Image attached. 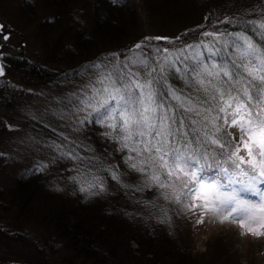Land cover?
Listing matches in <instances>:
<instances>
[{"label": "rangeland", "instance_id": "rangeland-1", "mask_svg": "<svg viewBox=\"0 0 264 264\" xmlns=\"http://www.w3.org/2000/svg\"><path fill=\"white\" fill-rule=\"evenodd\" d=\"M229 1L225 6L224 0H208L207 5L204 0H0V22L4 32L10 33L7 41L0 35V264H109L111 257L117 264H156L158 259L160 264H264V235H251L240 227L239 220L221 221L210 213L197 223L202 218L201 210L184 207L190 199L182 198L178 203L165 198L171 196L173 188L179 190L180 182L167 176L149 154L133 159L134 145L141 143L139 136L133 135L125 142L122 130L102 124L89 115L91 109L79 110L84 108L81 101L86 93L90 94L86 86L96 71L90 67L92 60L115 63L135 53L156 67L165 55L175 58L177 49L188 57L199 53L200 61L205 63L211 57L209 49H220L223 54L226 40L221 30L253 21L234 22L230 18L243 20L241 15L248 14L250 0ZM79 28L84 36L77 38ZM152 37L167 39H146ZM138 43L142 47L134 49ZM13 59L49 70L51 75L47 73L42 79L30 73L19 75L13 70ZM191 63L196 60L190 59ZM178 66L185 67L183 60ZM166 75L184 74L169 70ZM179 83L166 80L161 86L168 91L170 86L182 87ZM168 98L179 107L178 101ZM252 111L264 117L263 105ZM230 130L238 142V129ZM124 143L127 147H122ZM106 149L113 159H120V170L106 165ZM73 151L74 156L62 155ZM79 157L89 160L84 158L85 164L77 162ZM102 165H106L105 172L98 171ZM242 167L251 173L247 165ZM74 168V177H81L79 183L69 178ZM29 172L35 178L21 179L20 190L31 183L32 191L16 195L19 178ZM154 174L160 176L159 183L152 181ZM93 178L99 183L88 188ZM235 179L241 182L233 185L237 189L249 181L243 175ZM159 184L172 187L162 188ZM129 187L136 189L126 191ZM246 194L242 195L251 203H264L261 192H257V199ZM84 199L91 205L86 207ZM160 203L159 215L146 217L156 208L149 206ZM51 207L59 209L58 213L67 212L70 223L73 216L85 224L105 221L109 228L103 234L106 246L100 251L84 236L85 240L75 246L82 238L75 234L76 241L62 237ZM109 210L124 216L108 215ZM255 214L257 218L262 215L258 211ZM167 219L166 224L155 223ZM170 229L175 231L174 240L168 237ZM130 232L139 241L122 238Z\"/></svg>", "mask_w": 264, "mask_h": 264}, {"label": "snow or ice", "instance_id": "snow-or-ice-1", "mask_svg": "<svg viewBox=\"0 0 264 264\" xmlns=\"http://www.w3.org/2000/svg\"><path fill=\"white\" fill-rule=\"evenodd\" d=\"M260 27L264 28V23H261ZM4 29L5 26L0 25V34L3 40L7 41L9 36ZM204 35H213V33H204ZM229 35L235 37L231 41L234 47L242 49L249 57L260 60L259 75L256 74L255 66L246 68V71L253 81L259 80L264 84V51L258 49L251 37L242 32ZM141 47L139 43L134 45V49ZM163 51L168 53V49ZM258 52H260L259 57H257ZM209 55L220 57L222 52L220 49L216 51L209 49ZM199 57V53L195 57L185 56L182 49H177L175 58H172L171 54L165 55L157 62L156 67L150 66L148 58L137 56L135 53L123 60H116L115 63L111 61L103 64L94 63L90 67L96 71L89 78L90 82L86 86L90 94L86 93V98L81 101L84 108L79 110L91 109L89 115H94L102 124L122 130L126 133L121 137L125 142L133 135L139 136L143 151L148 153L154 162H158L160 169L166 170L167 176L174 177L180 182L179 190L173 188L171 196L166 195L165 198L174 199L178 203H182V198L190 199L191 203L184 204V207L201 210L202 218L197 223H202L204 214L210 213L221 221L239 220L240 227L249 234L262 236L264 235V203H251L242 194L255 192L264 194V117L259 111H252L253 96L259 97L264 89H261L260 85H255L253 92L245 87L233 97L232 93L237 91L235 88H216L217 95L212 96L211 99L216 100L217 96L219 97L223 106L218 107L217 111L226 113V116L223 125L213 124L212 134L209 135L208 131L204 130L202 137V130L193 127L199 121L185 122L189 113L200 115L191 97L178 95V90L170 87L164 95H169L178 101L179 108L182 109L180 114H176L175 109H171L172 115H169V106L159 99L157 86L166 81V73L169 70L183 72L185 75L191 72L199 78L200 65L203 63ZM190 59H195L196 63L188 64ZM181 60L185 64L184 68L178 66ZM216 67L217 65L213 63L212 68ZM203 71L209 76L213 75L208 71L207 65L204 66ZM0 75H3L2 68ZM215 75L234 78L233 72L229 71L228 65L224 63H221L219 72ZM198 83L203 84L204 81L198 79ZM204 122V128L207 129L211 122L207 117L204 118ZM226 127L238 129L241 136L237 143L226 139L232 135L226 131ZM198 138L199 145H197ZM233 140H235L234 136ZM203 144L215 145L219 151L208 152ZM122 147H127V144L124 143ZM242 148L246 153L244 155H241ZM225 152H227L226 156ZM74 154V151L62 153L68 156ZM244 165L251 169V173L242 167ZM132 167L136 168V165L133 164ZM239 175L249 177V181L237 189L233 185L241 183L235 179ZM151 179L159 183L160 176L154 174ZM96 183L99 181L93 178V182L88 183L87 187L92 188ZM258 184L262 187L258 188ZM159 186L172 187L170 184H159ZM81 190L87 189L81 188ZM257 211L262 214L259 218L255 214ZM222 213L226 215H221Z\"/></svg>", "mask_w": 264, "mask_h": 264}, {"label": "trees", "instance_id": "trees-1", "mask_svg": "<svg viewBox=\"0 0 264 264\" xmlns=\"http://www.w3.org/2000/svg\"><path fill=\"white\" fill-rule=\"evenodd\" d=\"M99 1L101 2V0H99ZM103 2H106V0H102V3ZM204 2L206 3L204 5H207L208 0H204ZM250 2H251V4H250L251 7L249 9L250 12L248 11L247 15L244 14L245 16L241 15V16H243V20L241 17H236V16H232L230 18L233 19L234 22H241V21L245 22L246 20L248 21L250 19L251 21L253 20L252 23L248 24V25H241V26L236 24L234 26V29L231 28L230 30H226L227 29L226 28L224 30H221V31H224L223 35H224V38H225L226 44H227V46H225L226 44L224 46H222V48L224 49L225 52L220 57H209L207 63H205L206 60L203 61V63L200 65L201 74H200L199 78H197L195 76V74L191 73V72H189L187 75H185L183 73L184 75H182V76H170V75L167 76L166 80L169 82H180L179 84H181L182 87L170 86L171 88L178 90L177 94H180L183 97H191L193 104L197 105L198 110L200 112V115L197 116L195 113H189L188 119L185 122L188 123L189 120L199 121V123L193 125V127L199 128L202 130L201 131V137L203 135L204 130L208 131L209 135L212 134V132L214 131L213 126H212L213 124L219 126V125H223V123H224V118L226 116V115H224L225 113H219L217 111L218 107L223 106L219 101V97L217 96L216 100L211 99L212 96L217 95L216 94V88H221V87L223 89L235 88L237 91L232 93L233 97H235L237 95V93L240 92L245 87H248L249 90L253 91V92L255 91V85H260L261 89H264V84H261L259 80L253 81L252 78L248 75V72L246 71V68L255 66L256 74L259 75L260 74L259 73L260 60L258 58L249 57L246 53L243 52L242 49H237L236 47H234L232 45L231 41L235 37L232 35H229V34L242 32V33L246 34L247 36L251 37L253 42L257 45L258 49H260L261 51H264V28L260 27L261 23H264V0H250ZM229 3H230L229 0H224L222 5L225 4V6H227ZM212 4H213V2H211L210 5H212ZM229 7H231V6H229ZM211 8H213V7H209L207 9L211 10ZM107 9H109L110 11L114 10L112 6L111 7L108 6ZM224 12H226V11H224ZM221 16L222 15H220V18H221ZM214 28L218 29L219 27L214 25ZM79 29L80 30H78V32L75 34V36H77V38L79 36H84L81 28H79ZM148 50L149 49L146 50L147 54L149 53ZM100 55H103V53H101ZM106 56H108V58H109V53L106 54ZM259 56H260V52L257 53V57H259ZM254 59H255V65H253ZM233 62H234V64H233ZM12 63H13V67H14L13 70L19 75H21V74L25 75V74L30 73L33 77H35L37 79H42V78L46 77L47 73H48V75H51L49 70L45 72L42 69H39L37 66H32V65L26 63V61H22V59H20V60L13 59ZM213 63H215L217 65L216 68H212ZM221 63L228 65L229 71L233 72L234 78L223 77L222 75H215V73L219 72V68H220ZM191 64H193V63H191ZM205 65H207L208 71L213 73L212 76L207 75V72L203 71ZM198 79L203 80L204 83L203 84L198 83ZM161 85H162V83L157 86V90L160 94L159 98L163 101L164 104L169 106V108H170L169 115L173 114L171 109H175L176 114H180L182 112V109H180L174 102L170 101V98H168V95H164V93L167 92V88H164ZM21 86H23V85H21ZM4 91L9 93V90H7L6 88L4 89ZM262 97H264V91H261V94L259 97L255 96V95L253 96V101H252L253 107H252V109L256 108L257 106H260V104L264 106V100L262 99ZM185 104H187L186 101H185ZM205 117H207L208 120L211 122V123H209L207 129L204 128V123H205L204 118ZM173 127H175V126H173ZM182 131H184V130H182ZM226 131L232 134L231 136H228L226 139L231 141L232 143H237L236 138H235V140H233L234 133L230 130V128L226 127ZM199 144H200V139L198 138L197 139V145H199ZM203 147L206 148L208 150V152H212L213 150L219 151L218 147L215 145L203 144ZM104 149H105V147H104ZM106 152H107V149H106ZM106 155H107L105 158L106 165H109L112 170L113 169L115 171L120 170V166H119L120 159L119 160L113 159L111 157L112 156L111 152H110V154L107 152ZM133 155H134L133 159L137 160V159H139V157L143 158L144 156L148 155V153L143 151V145L140 143V144L134 145ZM226 155H227V152H225V156ZM84 158L79 157L77 162L82 161ZM0 159H2V158H0ZM85 159L87 161L89 160V158H85ZM92 159L94 160V158H92ZM82 163H84V162L82 161ZM106 165H102L103 169L101 170V168H98V171H104L105 172ZM32 167H34V166H32ZM84 167H86V165ZM31 171L33 173H35V171H33L32 169H31ZM75 174H76V170L74 168L73 169V175H69V178L71 179V181L73 183L81 182V177H74ZM22 175H23V177L19 178V180L17 182V185L19 186V188H18V190H16V195L18 194V196L26 195L32 191V188H30L31 183H29V182H28L29 184H27L24 189L22 188V190H20V188L23 187L22 186L23 183L21 184V179L22 180L26 179L28 181H31V179L35 178V177L31 178V176H30V175H32L31 172L28 173V176H26L25 174H22ZM104 178L109 179L107 176H104ZM135 189H132L131 187H129V189H127L126 191L132 192ZM81 193H83V192H81ZM155 193H159V191L156 190ZM126 196L128 199L133 201V198L131 196H129V195H126ZM86 198L90 199L87 196H86ZM85 201H86L85 202L86 207L91 205V204L89 205L87 203V200H85ZM79 204L81 205L82 202H80ZM118 206L120 207V205H118ZM160 206H161V203L157 204V206H151L150 205L149 207H151V208L156 207V208H155V210H153V212L148 211L149 215L146 214V217L150 216V218H152L155 215H159V213L161 211L159 209ZM58 211H59V209H53V207H51L52 214L55 215L56 216L55 219L58 220V221L55 220V224L57 226V229H59V231L61 232L62 237H65L66 239L72 238L74 241H76L74 239V234H75L78 238L79 237L82 238V240L79 238L80 240H78L76 243H74L75 246L78 245L79 241H84L85 239H88V242L90 243V245H93L94 248L99 249L100 251L102 250V248H104L106 246V244L108 242L106 239H103L104 238L103 234L105 232H108L109 228L106 225H104L105 221H99V222L95 223V225H94V223H89V222H87L85 224L83 222H80L79 220L76 221V218L73 216V218H72L73 223H70L69 222L70 219L68 218V215L66 214L67 212L58 213ZM108 213H109L108 215L118 216L120 218H122L124 216L123 213H118V214L112 213L111 210H109ZM162 217H164V216H162ZM153 220H155V219H153ZM169 220L170 219L163 220L160 223L155 221V223H157L158 225H161L164 223L166 224ZM122 221L124 222V218ZM128 222H130V221L128 220ZM61 224L63 225V227H60ZM70 226L72 229H70ZM171 228L173 229V226ZM172 229H170L171 231L168 232L169 233L168 237L171 240H174L176 234H175V231ZM152 232H153V230L150 227L149 234H151ZM71 233L73 236L70 235ZM83 236L85 237V239H83ZM122 238L123 239L127 238V239L138 240V237L135 234H133L132 232H130V234L127 237L124 236ZM110 242H112V241H110ZM90 245L88 244L89 247H90ZM110 247H112V246H110ZM86 250H88V249H86ZM173 257H176V255H173ZM0 258H1V256H0ZM111 258L108 260L106 259L108 262H111L109 264H117V262L113 261ZM114 258H115V255H114ZM164 258L165 257H163L162 260ZM134 259H136V258H134ZM127 260L131 261V259H129L128 255H127ZM121 262H126V261H121ZM160 262H161V260H159V259H158V261L156 260V264H160ZM22 264H24V263H22ZM27 264H30V263L28 262Z\"/></svg>", "mask_w": 264, "mask_h": 264}, {"label": "bare ground", "instance_id": "bare-ground-1", "mask_svg": "<svg viewBox=\"0 0 264 264\" xmlns=\"http://www.w3.org/2000/svg\"><path fill=\"white\" fill-rule=\"evenodd\" d=\"M95 63V61L94 60H92L91 62H90V65H92V64H94ZM170 76H175V75H170ZM127 159H130V158H127ZM132 163V161H129L128 160V164H131Z\"/></svg>", "mask_w": 264, "mask_h": 264}, {"label": "flooded vegetation", "instance_id": "flooded-vegetation-1", "mask_svg": "<svg viewBox=\"0 0 264 264\" xmlns=\"http://www.w3.org/2000/svg\"><path fill=\"white\" fill-rule=\"evenodd\" d=\"M0 25H2V24H1V22H0ZM5 33H6V34H8V36L10 35V33H9V32H5ZM0 35H1V34H0ZM2 37H3V36H2Z\"/></svg>", "mask_w": 264, "mask_h": 264}]
</instances>
